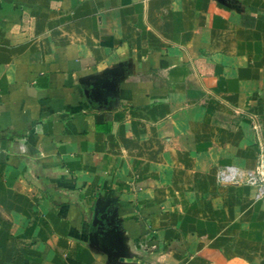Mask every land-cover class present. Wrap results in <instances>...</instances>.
<instances>
[{"label":"crops","instance_id":"0c3cea01","mask_svg":"<svg viewBox=\"0 0 264 264\" xmlns=\"http://www.w3.org/2000/svg\"><path fill=\"white\" fill-rule=\"evenodd\" d=\"M262 151L264 0H0V264H264Z\"/></svg>","mask_w":264,"mask_h":264},{"label":"built area","instance_id":"2783aa9c","mask_svg":"<svg viewBox=\"0 0 264 264\" xmlns=\"http://www.w3.org/2000/svg\"><path fill=\"white\" fill-rule=\"evenodd\" d=\"M216 182L220 185L244 184L255 189V198L264 197V157L253 169H240L235 166H222L216 170Z\"/></svg>","mask_w":264,"mask_h":264},{"label":"rangeland","instance_id":"374dc122","mask_svg":"<svg viewBox=\"0 0 264 264\" xmlns=\"http://www.w3.org/2000/svg\"><path fill=\"white\" fill-rule=\"evenodd\" d=\"M262 152H264V151H262ZM260 154H261V152H260ZM263 154V153H262ZM262 157H264V154H263V156H261L260 158H262ZM260 158H259V156L257 157V159L255 158L254 160L253 159H251V158H246V160H244V165H243V167L242 168H240V169H243V170H246V169H253L257 164H258V161L260 160ZM222 167V166H221ZM219 168V166L218 167H216L215 169H214V179H215V174H216V170ZM215 181H216V179H215ZM228 185H236V186H245L244 184H228ZM228 185H225V186H228ZM249 187V186H248ZM252 188V187H251ZM254 189V188H253ZM254 191H255V189H254Z\"/></svg>","mask_w":264,"mask_h":264}]
</instances>
